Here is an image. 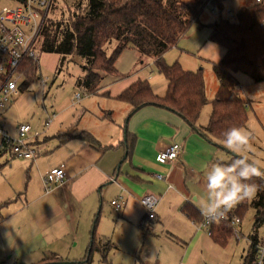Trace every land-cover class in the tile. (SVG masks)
<instances>
[{
	"label": "rangeland",
	"instance_id": "374dc122",
	"mask_svg": "<svg viewBox=\"0 0 264 264\" xmlns=\"http://www.w3.org/2000/svg\"><path fill=\"white\" fill-rule=\"evenodd\" d=\"M73 1L75 0L57 2L56 12L53 13L50 9L49 16L53 13L51 17L65 18L67 6H71ZM106 2L113 4L116 10L121 8L128 11L135 10L139 18H162L158 19V23L155 22L156 31L167 41L175 39L174 45L163 54V61L167 64L177 61L185 70L201 69L206 97L208 101L214 97L218 82L213 72V64L222 58L225 50L208 40V24L217 18V11L212 10L210 4L205 6L199 16V22L204 26L199 27L193 23L181 36H178L183 26L165 9L163 0H136V4H133V0H107ZM252 2L254 0H228L224 2L222 15H228V11L233 13L241 6ZM113 11L107 12L103 18H110ZM98 35H96L97 47L101 43ZM61 57L57 53L39 51L37 61L39 78L31 81L25 89L20 88V83L25 78H20L17 81V89L11 96V102L5 107L3 113V126L10 135L17 134L16 126L20 123L30 125L31 130L26 136L27 140L38 134V141L41 142L38 146V162L42 167L57 160L56 156L60 151L57 148L59 143H53V138H45L51 135V131L59 122L66 124L73 120L74 125L81 123L92 126L98 116L108 121L104 125L105 129L99 133L105 134L108 130L115 133L117 130V125L111 121L109 111H100L97 105L107 104L115 107L119 101L100 100L99 96L102 94L98 95L99 99L94 95H86L75 84L76 78L83 73L81 65L84 60L73 55L66 56L63 60ZM117 63L119 70L124 74L130 73L133 77L146 79L148 82L149 78L156 89L163 91L161 80L164 77L156 70L152 58L139 59V56L137 58L134 53L124 51ZM234 75L239 83L236 90L248 103L247 121L243 128L252 134L250 147L239 155L248 157L249 161H258L261 171H264V83L253 82L242 72H236ZM41 80L46 83L42 84ZM33 86L37 87L33 88ZM76 92L80 94V99L76 97ZM84 107H87L88 111L82 113ZM210 110V103H206L200 111L199 122L205 123L208 120ZM53 114L55 117L45 128L44 122L47 116L51 117ZM63 124L60 127H63ZM119 125L124 126L122 120ZM216 141L225 151L237 156L224 147V140ZM5 148L7 149V145L0 138V150L3 152ZM5 156L6 153L0 156V178L9 179L14 187L24 191L29 175H27V169L23 168V160L26 159L9 158L10 161L7 162ZM252 199L240 202L241 209L238 208L235 211L236 215L241 214V222L236 226L238 235L235 236L231 228V233L226 236L223 243L216 242L209 236V226L191 223L186 219L185 222L178 221L171 213L164 215L163 221L155 223L152 229L145 233L138 227L136 221L131 222L116 214L113 207L109 205L110 196L106 198L98 193L97 205L93 212L79 209L72 225L62 229L56 228L57 230L52 232L46 230L42 239L33 225H29L28 228L20 225V213L14 210L17 201H12L9 211H5L2 216L5 221L0 225V261L5 264L37 263L51 253H57L59 259L53 264H241L249 247V235L253 233L255 211L250 205ZM181 218V220L184 219ZM92 228H94L92 242L103 248L94 249L87 255ZM256 233L259 242H263L264 227L258 228ZM33 234L39 237L34 242L39 243L38 251L28 253L21 258L18 256L17 259L16 251L19 249L16 250V248ZM32 245L35 244L32 243ZM1 249H4L5 253Z\"/></svg>",
	"mask_w": 264,
	"mask_h": 264
},
{
	"label": "crops",
	"instance_id": "0c3cea01",
	"mask_svg": "<svg viewBox=\"0 0 264 264\" xmlns=\"http://www.w3.org/2000/svg\"><path fill=\"white\" fill-rule=\"evenodd\" d=\"M135 1L133 0V4H136ZM158 19L160 18H142L143 22L152 28H156L155 22L158 23ZM103 21H105L103 24L97 23L98 37L105 35L110 27L107 19ZM100 42L98 44L100 48L98 49L97 45L95 48L94 67L102 75V80L99 94L94 96L98 97L108 91L109 96L100 95V100L119 101L115 96L136 77L120 71L117 60L124 51L134 53L137 58L138 56L140 58V55L130 46L116 51L115 41L101 39ZM148 80L156 95H164L165 78L161 80L163 91L156 89L154 83H151L149 78ZM97 108L100 111H109L111 121L117 125L116 132L108 130L105 134L99 133L105 129L104 125L108 121L98 116L92 126H87L85 123V125L81 123L74 125L73 120L66 124L59 122L51 131L52 136L45 139L53 138V143H59L57 148L60 151L56 156L57 160L45 167L38 162V146L41 143L38 141V134L32 136L35 139L29 138L28 142L35 146L37 153L33 158L23 160V168L27 169V175L29 174L25 190L20 191L21 189L14 187L9 179L0 178V203L8 202L2 209V215L5 211H9L12 201H17L14 210L20 213V225L23 228L33 225L40 234L39 237L43 239L46 230L52 232L57 230L56 228L62 229L72 225L79 209L93 212L97 205L98 193L106 198L110 196V201L117 199L121 203V208L119 211L113 210L131 222L136 221L138 227L143 224L152 229L155 223L164 220L163 216L167 213H171L178 221L187 220L194 223L186 217L182 207L188 204L200 213L197 200L203 202L206 198L204 178L206 169L217 159L227 162L236 155L225 151L215 139L206 135L204 128L207 121L199 122L198 119L195 126H192L171 110L152 104L133 112L131 106L122 101H119L115 107L98 104ZM4 111L1 114L2 122H4ZM87 111V107H84L82 113ZM54 117V114L51 117L47 116L46 120L49 118V121L46 125L45 120V128L50 125ZM120 120L123 121L124 126L119 125ZM62 124L64 126L60 127ZM86 134L94 141H88ZM171 142L180 143L182 146L177 159L168 163L158 162L157 154ZM4 153L7 162L10 161L9 158H16L6 148L3 152L0 150V156ZM60 166L65 172L63 180L52 184L50 190L46 191L43 177ZM158 175H161V178ZM168 184L175 185L187 199L181 200L174 193L169 192L166 188ZM146 194L154 195L158 199L153 218L147 217L146 209L140 203V198ZM110 201L109 205L112 206ZM181 217L184 219L181 220ZM3 221L5 218L2 217L0 225ZM39 237L33 234L22 242L16 248L19 249L16 251V258L38 251L39 243L34 242ZM1 251L5 253L4 249ZM49 255L59 259L57 253Z\"/></svg>",
	"mask_w": 264,
	"mask_h": 264
},
{
	"label": "trees",
	"instance_id": "16d2710c",
	"mask_svg": "<svg viewBox=\"0 0 264 264\" xmlns=\"http://www.w3.org/2000/svg\"><path fill=\"white\" fill-rule=\"evenodd\" d=\"M60 1L52 0L50 9L53 13L56 12L57 2ZM106 1L75 0L71 6H67L66 16L61 9L65 18L51 17L54 14L49 16L48 13L40 29L38 42L40 51L60 54L62 60L70 55L84 60L81 65L83 73L75 81L78 88L86 95L99 94L102 75L94 67L96 35L98 34L97 23L103 24L105 22L103 20L107 19L110 27L105 35L98 39L115 41L116 51L124 50L130 46L139 53V59L142 57L152 58L156 70L166 79V90L162 96L156 95L149 82L141 78H136L119 92L115 98L128 103L131 106V112L152 104L171 110L180 115L187 123L195 126L202 107L206 103H210L211 110L204 128L206 135L210 138L224 140V133L228 129L245 127L248 103L239 96L236 90L239 83L234 73L242 72L251 81L264 83V4L254 1L249 5L241 6L233 13L228 11V15H222L224 2L228 0H163L165 9L183 26L178 36H181L193 23L199 27L204 26L199 22V16L207 4L211 5L212 10L217 11V18L208 24V40L223 47L225 51L222 58L213 64L218 87L214 97L208 101L201 69L197 71L185 70L177 61L172 64L163 61V54L174 45L175 39L172 41L164 39L156 31V28L146 25L135 10L128 11L122 8L116 10L113 4ZM111 11L113 13L110 18H103L107 12ZM25 66V79L20 85L21 89H25L31 81L39 78L38 63L29 60L26 61ZM102 95L109 96L108 91L103 92ZM86 139L90 142L94 141L87 134ZM234 158L236 156L227 162H231ZM247 183L260 185L261 190L250 202L255 211L253 233L249 235V247L241 264H253L256 246H264V241L259 242L256 235L258 228L264 227V179L253 177ZM7 203H0V219L3 216L2 209ZM240 205H238L239 209L242 206ZM245 205L247 206V203ZM182 211L192 222L200 224L203 222L201 214L190 205L185 204ZM239 217L241 219V214ZM139 227L145 233L151 229L150 226L143 224H140ZM208 228L209 236L214 241L223 243L226 236L231 233L232 227L229 220H223L219 224L211 223ZM104 247L106 246L104 245ZM102 248L92 242L87 255L94 249ZM55 260L58 259L49 255L41 259L40 262L29 264H53Z\"/></svg>",
	"mask_w": 264,
	"mask_h": 264
},
{
	"label": "built area",
	"instance_id": "2783aa9c",
	"mask_svg": "<svg viewBox=\"0 0 264 264\" xmlns=\"http://www.w3.org/2000/svg\"><path fill=\"white\" fill-rule=\"evenodd\" d=\"M254 1L264 4V0ZM5 2L8 4H3ZM51 2L52 0H0V138L14 157L27 159L36 155L35 146L26 139L31 128L29 124H18L17 134L10 135L4 129L1 114L11 102V96L17 89V81L25 76L26 61L30 60L33 63L38 61L40 29ZM41 83L46 82L41 80ZM75 95L79 99L80 94L76 92ZM48 121L49 118L45 122L46 125ZM181 149L180 143L171 142L160 150L156 160L160 163L171 162L177 159ZM64 174L61 166L51 170L49 175L43 177L44 189L49 191L52 184L61 182ZM158 177L161 178V175ZM140 203L146 209L147 217L153 218L158 203L157 197L146 194L140 198ZM110 204L115 211L121 208V203L117 199L111 200ZM239 204L229 211L226 219L229 220L235 236L238 235L236 226L241 222L240 217L235 214ZM202 225L209 226L211 223L203 218ZM252 263L264 264L263 245L256 246Z\"/></svg>",
	"mask_w": 264,
	"mask_h": 264
},
{
	"label": "clouds",
	"instance_id": "9594fccd",
	"mask_svg": "<svg viewBox=\"0 0 264 264\" xmlns=\"http://www.w3.org/2000/svg\"><path fill=\"white\" fill-rule=\"evenodd\" d=\"M224 135V147L237 156L231 162L217 159L205 171L206 198L203 202L197 200V205L208 223L219 224L227 219L233 207L256 196L261 186L247 181L253 177L264 179L258 161H249L248 157L239 155L250 147L252 134L243 127H232ZM166 188L179 199H187L175 185L168 184Z\"/></svg>",
	"mask_w": 264,
	"mask_h": 264
},
{
	"label": "water",
	"instance_id": "95a60500",
	"mask_svg": "<svg viewBox=\"0 0 264 264\" xmlns=\"http://www.w3.org/2000/svg\"><path fill=\"white\" fill-rule=\"evenodd\" d=\"M126 129V128H125ZM125 129H124V132H125ZM124 140H125V136H124ZM116 175H117V172L115 173V177H116ZM115 177H114V179H115ZM113 179V180H114ZM94 228H92V230H91V242H90V245H91V243H92V234H93V230Z\"/></svg>",
	"mask_w": 264,
	"mask_h": 264
}]
</instances>
